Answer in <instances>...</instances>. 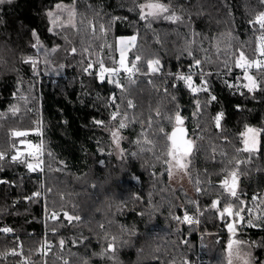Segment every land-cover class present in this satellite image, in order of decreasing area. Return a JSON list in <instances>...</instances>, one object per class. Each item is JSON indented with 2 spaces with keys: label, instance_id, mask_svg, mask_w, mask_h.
<instances>
[{
  "label": "trees",
  "instance_id": "16d2710c",
  "mask_svg": "<svg viewBox=\"0 0 264 264\" xmlns=\"http://www.w3.org/2000/svg\"><path fill=\"white\" fill-rule=\"evenodd\" d=\"M143 2L6 0L0 4V151L6 154L0 160V181H4L0 183V227L13 229L11 235L0 233V253L15 247L17 239L24 253L23 257H0V264H20L26 257L33 264H64L65 260L68 264H183L194 259L199 233L210 234L202 241L208 264H227V244L232 238L250 246L253 264H264V222L256 221L257 227L242 225L232 237L211 208L212 201L220 199L223 206L227 199L220 187L227 159H249L247 153L235 152L243 147L240 134L246 127L262 131L258 151L239 167V194L254 209L252 197H264V85L253 93L228 87L226 82L245 81L224 51L243 49L253 57L259 33L249 21L264 11V4L260 0H162L183 19L177 23L153 20L149 26L139 19L137 5ZM58 4L75 7L79 31L57 28L54 34L49 30L47 13ZM89 20L97 28L103 24L108 29L107 44L138 34L129 60L141 55L140 72L133 77L135 83L120 77L124 91L107 81L98 82L95 72L86 74L87 60L70 54L72 47L78 53L83 47H99L101 42L86 30ZM33 30L46 49H58L38 78L23 62L28 57L42 58L32 48ZM187 49L205 61L202 68L208 75L192 71L197 73L198 85L201 79L207 80L208 92L194 96L183 81L174 78L189 72L192 57ZM110 55L117 54L107 47L100 52L106 65L111 63ZM149 59L160 60L159 73L145 74ZM252 72L264 81V75ZM113 94L121 112L134 118L120 129L119 147L111 136L119 120L110 119L115 110L109 99ZM21 96L28 97L27 102ZM210 96L216 99L210 101ZM197 99L201 108L193 115ZM128 100L134 108L126 107ZM206 101L210 102L205 106ZM13 107L19 109L15 115ZM177 109L196 144L187 170L190 187L185 189L171 183L162 156L165 140L159 132L161 127L171 131L167 118ZM221 112L217 129L212 118ZM36 121L41 122L45 153L51 154L45 155L42 172H31L10 159L12 130L34 128ZM28 139L37 141L35 135ZM36 191L42 192V198L27 199ZM53 207L81 220L69 223L61 215L53 222L47 218ZM185 212L199 220V228L173 219ZM257 214H264V205ZM112 237H116V251L107 253ZM60 239L65 241L63 249ZM45 240L52 244L46 257L35 251Z\"/></svg>",
  "mask_w": 264,
  "mask_h": 264
},
{
  "label": "snow or ice",
  "instance_id": "6c2138e0",
  "mask_svg": "<svg viewBox=\"0 0 264 264\" xmlns=\"http://www.w3.org/2000/svg\"><path fill=\"white\" fill-rule=\"evenodd\" d=\"M6 0H0V4L5 3ZM10 2V0H8ZM261 4H264V0H260ZM139 10V19L142 21H146L148 25H151L153 20L164 19L173 23L181 22L183 17L178 15L174 10L170 8V6L162 0H145V2L137 5ZM64 13L67 15L64 16ZM50 18L51 28L50 31L56 33V29H66L72 28L76 31H79L77 27V12L75 7L65 6L63 4H58L55 6V11H49L47 13ZM80 24H83L84 21L80 20ZM250 26L259 33L257 37V46L254 49L253 57L249 58L243 49H238L236 51H232L231 49H225L224 51L228 54V56L233 58V66L236 69H240L243 72V81H246L243 84H232L227 83L228 87H236V88H244L247 89L249 93H253L256 90H259L262 85H264V81H260L257 79L256 75L251 74V70L255 69L257 73L264 75V11H260L258 14L254 16L253 19L249 21ZM92 39L99 40L101 43L97 49H93L91 46L83 47L82 50L78 53L77 48L72 47L70 49V54L72 55H81L84 59L87 60V63L83 67V71L92 75L95 72L96 79L100 83H104L107 81L108 83L113 84L116 88L121 89V91L125 90V86L120 82L121 74H126V78L130 83H135L133 77L136 73L140 72V62L142 60L141 55L136 54L133 60H129V52L136 47L137 36L132 35L131 37L124 38L119 37L116 39L115 44H107L105 37L107 35L108 29L104 27L103 24H100L97 28V25L93 23V21H87V29ZM99 33V34H97ZM32 35L34 37V43L32 44V48L37 53H42L41 56L36 57H28L23 62L29 64L31 66L32 72L34 76L37 78L40 76L41 72L46 69V67L50 64L49 57L58 51L57 48L46 49L44 45L41 43L39 35L33 30ZM190 43H194L191 41ZM107 47L111 51H114L117 55H110L108 59L110 60V64L106 65L103 57L100 56V52L103 51V48ZM217 49L219 51L220 46L217 44ZM186 54L192 57V63L189 65L188 74H179L174 78L180 81H183L185 87L195 96L201 91L208 92L207 88V80L201 79L200 84L197 85L195 83V77L197 75L196 72H193L192 69L195 68L198 74L202 77L208 75L204 73L202 68L201 59H197L193 56L191 49L186 50ZM207 60V57L205 58ZM146 75H155L160 72L162 67L159 59H149L145 61ZM41 65H44L45 68H42ZM62 68L63 65H60ZM224 67L228 68L227 60L224 61ZM53 71H55L53 69ZM231 71V69H229ZM240 79V78H238ZM175 86V85H174ZM166 93L167 89H163ZM243 95V92L240 93ZM22 100L27 102L28 97L21 96ZM112 106L115 110L111 113L110 119L112 121H117L118 125L114 131L111 132V136L113 142L119 147L120 140V129H123L127 126L128 123L132 122L134 119L130 117L127 111L121 112L119 105L116 103L118 97L113 94L109 97ZM173 99H175L173 97ZM216 99L215 96H210V101H214ZM205 102V106L208 102ZM195 106L197 109L196 113L193 115H198L201 103L200 100H195ZM126 107L128 109L134 108L135 105L131 100L127 101ZM12 114L15 115L19 109L17 107L12 108ZM156 115L159 116V111L156 112ZM0 118H3L0 116ZM169 123L172 124V129L170 132H165L164 128H159V132L162 134L163 139L165 140V150L162 153L163 163L167 166V171L169 177L173 175V170L184 172L187 174V170L190 164V158L193 154V151L196 147L195 141L189 138L188 130L184 126L185 120L180 115L179 109L175 111V113L168 118ZM223 119V113H218L215 117L212 118V122L217 129L221 127V120ZM97 124H103V121H96ZM148 126L151 127V121L149 120ZM260 129H256L253 127H246L245 130L240 134V138L243 144L242 148H237L235 150L236 153L244 152L248 154V160H241L237 157H232L227 159L225 167H224V178L220 182V187L226 195L227 199L225 200L223 206H221L220 199H216L212 201L211 208L217 213L218 219L224 222L227 232L235 237L240 226H248V227H257L258 224L256 221L264 222V214H257V210L261 208V205H264V197L261 196H253L252 202L256 206L255 209L250 207L248 201L243 199L239 194V167L241 164H246L250 162L253 154L258 151V143L259 136L261 134ZM30 135L42 136L43 132L41 129V122L36 121L35 127L30 129L23 130H12L11 136L14 139L11 148L14 154L10 157L12 162L22 163L27 169L31 172L44 171V144L43 140L39 143H33L28 139ZM139 143V141H138ZM147 143H151V141H147ZM213 154H215L216 149H212ZM223 154V153H222ZM48 155H51L48 153ZM135 155V153L133 154ZM6 158V154L0 151V160H4ZM4 181H0L3 183ZM197 185H199V181H197ZM51 191V189H48ZM197 192L201 191V188L197 186ZM42 198V192L36 191L32 194V196L27 197V199H37ZM258 202V203H257ZM197 211H198V205ZM202 214V213H200ZM61 215H63L64 219L69 223L73 221H80L81 217L79 215H71L67 211L58 212L55 207L48 213L47 218L53 222H56L60 219ZM247 216V219H246ZM178 223H187V224H195L199 223L198 219H194L193 216L189 215L187 212L183 214V217L174 216ZM13 229L9 227H0V233L9 234L12 233ZM53 233H55V229H53ZM116 237H112V243H109L107 249L105 250L107 253H115ZM184 243H187L185 241ZM59 247L63 249L65 241L60 239ZM245 241L238 239H229L227 244V264H234V261L239 262V264H250V254L244 251ZM52 249V244L47 240L37 248L35 251L37 253L42 254V256L46 257L48 253ZM22 256L23 253V245L17 239L15 247L10 250H5L0 253V257L6 259L7 256ZM20 264H33L30 257H26L20 261ZM64 264H68L65 260ZM183 264H188L187 261H184Z\"/></svg>",
  "mask_w": 264,
  "mask_h": 264
},
{
  "label": "rangeland",
  "instance_id": "374dc122",
  "mask_svg": "<svg viewBox=\"0 0 264 264\" xmlns=\"http://www.w3.org/2000/svg\"><path fill=\"white\" fill-rule=\"evenodd\" d=\"M124 38H128V37H124ZM251 74L254 75V73L252 71H251ZM195 83H196V81H195ZM196 84L198 85V83H196ZM36 138H37V141H32L33 143H39L42 140L41 139V136H36ZM258 140H259V143H258V149H259V146H260V136H259ZM45 155H46V153H45ZM45 155L43 157L44 164H45ZM171 183H172V185H174L176 187H183L184 189L186 187H190L189 180H188V175L185 174L184 172H179V171H176V170H173V175L171 176ZM181 225H183V226L185 225L186 227H191V228L192 227H197V226H188L187 223H181ZM197 228H199V227H197ZM204 235L209 236L210 234L209 233L203 234V237H204ZM191 237H192V234H190V235L187 236L188 239H191ZM243 247H244V251L250 254V257H249L250 264H253L252 251L250 249V246H248L247 244H245ZM192 261H193V259H192ZM192 261L188 262V264H192L193 263ZM169 264H171V263H169ZM234 264H239V262L234 261Z\"/></svg>",
  "mask_w": 264,
  "mask_h": 264
},
{
  "label": "built area",
  "instance_id": "2783aa9c",
  "mask_svg": "<svg viewBox=\"0 0 264 264\" xmlns=\"http://www.w3.org/2000/svg\"><path fill=\"white\" fill-rule=\"evenodd\" d=\"M238 72L240 74H243L242 70L240 69H237ZM163 71V70H162ZM253 71V69L251 70ZM122 76H125L126 77V74H121L120 77ZM46 155H48V152L46 153ZM188 226H197L199 227V223H195V224H187ZM12 233H9L8 235H11ZM199 241H201L198 245V248H197V252L195 253V256H194V259H193V263L192 264H208L207 263V260L205 259V256H204V245L202 243L203 241V234L202 233H199Z\"/></svg>",
  "mask_w": 264,
  "mask_h": 264
}]
</instances>
